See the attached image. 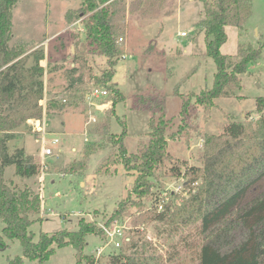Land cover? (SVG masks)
Returning <instances> with one entry per match:
<instances>
[{
	"label": "rangeland",
	"instance_id": "374dc122",
	"mask_svg": "<svg viewBox=\"0 0 264 264\" xmlns=\"http://www.w3.org/2000/svg\"><path fill=\"white\" fill-rule=\"evenodd\" d=\"M123 3L125 9L116 20L119 28L116 37L121 49L111 62L116 63L112 82H118L125 99L117 103L112 114V92L107 87L108 97L95 98L91 95L92 88L102 84L89 75L102 76L111 69V63L101 51H91V46H85L86 22L90 13L77 16L81 0H18L12 13L9 45H26V54L34 49L44 51L45 59L41 63L46 68L43 77L45 97L47 102L56 100L63 105V109L52 108L48 114L50 134L45 142H49L55 153L44 159L41 156L44 141L31 128L30 122L17 129L15 139L10 141V151L23 147L26 153L35 155L40 169L34 176L23 177L15 173L14 165H9L5 169V179L18 190L27 188L41 193L42 220L31 226L35 239L41 232L78 229L79 219L85 217L98 227L124 225L131 239L139 241V245L145 244L166 256L172 251L171 243L178 241L181 252L169 264H199L200 243L208 238L198 237L189 228L183 235L171 233L167 224L151 220L148 217V212L154 207L151 195L143 197L139 205L128 202L125 212L113 217L119 201L125 200L132 192L135 175L126 174L124 166L117 161L110 169H99L109 155L117 156L116 146H106L104 139L110 134L120 135L125 128L128 133L124 143L128 151L139 152L141 141L150 140L149 120L157 119L161 113L138 108L135 101L139 95H164L165 115L170 119L167 133L182 127L184 130L180 137L169 138L168 151L172 159H167L156 170L152 178L155 186L151 191L154 195H161L165 201L181 203L189 195L183 187L185 178L175 175L172 168L179 165L185 171L187 166L184 161L190 166H202L205 133L220 134L232 120L255 121L259 117L255 109L257 97L264 96V45L258 60L240 75L242 87L231 96L217 98L216 104L207 111L197 104L196 96L191 99L193 94L212 86L217 69L215 60L205 55V33L198 25L203 18V2L124 0ZM69 11L74 15L71 19ZM226 30L228 37L221 50L233 59H237L240 43L257 46L264 42V0H252V13L246 22L241 26L228 25ZM182 31H187L188 35L182 36ZM83 52L87 60L86 66L81 68L85 74L84 84L80 85L84 97L78 103L73 102L66 91V71L76 64L80 65L75 57ZM27 62L28 65L33 64V56ZM176 90L191 101L186 116H181L183 99L174 94ZM92 116L97 117L96 122L91 120ZM102 130H109L110 134L105 136ZM55 136L59 139L58 145L51 143ZM87 145H92L95 151L87 158L85 169L75 173L64 172V169L67 172L72 170L73 162L86 161ZM43 164H46L45 173ZM171 193H177L176 197L173 198ZM133 197L136 198V194ZM3 226L4 222L0 219V232ZM188 233L190 241L196 246L185 249L181 239ZM247 234V229L234 216L209 239L228 235L222 248L226 249L243 240ZM86 240L84 252L92 255L96 247L105 244L107 238L91 233ZM8 243V248L0 251V264L23 254L18 239L8 240ZM129 243L125 242L118 250L113 249L114 244L108 245L106 251H120ZM47 264H77L75 247H56Z\"/></svg>",
	"mask_w": 264,
	"mask_h": 264
},
{
	"label": "trees",
	"instance_id": "16d2710c",
	"mask_svg": "<svg viewBox=\"0 0 264 264\" xmlns=\"http://www.w3.org/2000/svg\"><path fill=\"white\" fill-rule=\"evenodd\" d=\"M203 2V18L198 25L202 27L206 40V56L215 60L217 69L211 87L203 89L196 96L197 104L210 110L216 99L231 96L241 88L240 75L247 72L250 64L256 62L262 53L264 42L257 46L240 43L237 59L222 52V45L227 40L228 25L241 26L251 16L252 0H201ZM18 0H0V219L4 222L0 232V251L8 248V240L18 239L23 247V254L10 258L5 264H47L56 247L73 245L77 251V264H94L95 256L84 252L86 237L91 233L104 235L102 227L82 217L78 221V229H60L53 233L41 232L35 239L31 226L42 220V196L30 189H16L5 179V169L15 166V173L23 177L38 174L40 164L33 154L25 152L23 147L10 151V141L15 139L17 129L26 126L30 119L42 118L45 110L41 101L45 98L44 74L46 68L41 61L45 59L43 50L34 49L27 53L26 45L10 46L12 37V13ZM124 0H81L77 16L90 13L86 22L85 46L91 51H101L109 57L111 69L102 76L94 77L102 87L112 92L114 114L115 106L125 95L118 82H112L115 75V62L111 59L118 55L121 45L118 44L116 24L117 16L125 9ZM71 11L68 17H73ZM33 56V64L28 65V58ZM76 64L66 71L68 85L66 91L73 102L83 100L80 85L84 84L85 74L81 68L87 64L85 52L77 53ZM175 95L183 99L181 116H186L190 99L176 90ZM66 100V99H65ZM138 108L159 111L157 119L149 120L148 142L141 141L137 153L129 152L124 139L127 129L120 134L107 136L105 145H114L117 156L109 155L99 167L110 169L113 164L121 163L126 174L135 175L134 188L128 197L121 199L115 208L114 216L125 212L128 202L139 205L145 196L153 198L154 207L148 217L167 224L171 233L183 232L189 228L198 237L208 239L200 243L198 250L199 264H264V96L257 97L254 120L230 121L220 134H204L202 166L188 165L185 171L181 166L173 167L174 174L183 176L184 190L188 197L181 203L174 200L165 201L160 195L152 193L155 186L153 177L156 170L167 159H172L168 151V140L181 136L180 130L167 133L170 119L165 115L166 97L164 95H139L135 101ZM52 108L63 109L56 100L47 102L46 113ZM125 121L122 120L124 125ZM29 125H31L29 123ZM31 128L32 125H31ZM86 161L73 162L72 170L66 173L81 172L86 167L87 158L95 151L92 145L85 148ZM181 165V164H180ZM76 166V167H75ZM107 171V170H106ZM195 186V187H194ZM136 194V198L133 197ZM177 193H171L175 198ZM162 206L160 209L159 207ZM236 216L241 226L247 229V236L237 244L222 249L228 235L214 237L216 231ZM189 232V233H191ZM184 235L185 249L194 248L195 243ZM221 243V244H220ZM128 247L111 252L98 261L106 264H169L181 252L178 241L171 243L172 251L168 255L155 250L139 241L131 239ZM130 250V251H129Z\"/></svg>",
	"mask_w": 264,
	"mask_h": 264
},
{
	"label": "built area",
	"instance_id": "2783aa9c",
	"mask_svg": "<svg viewBox=\"0 0 264 264\" xmlns=\"http://www.w3.org/2000/svg\"><path fill=\"white\" fill-rule=\"evenodd\" d=\"M181 35L186 36L188 35V32L182 31ZM91 95L92 97L95 98H106L109 95V90L102 86H95L91 90ZM41 103L44 106V110H45L43 117L39 119H35V118L30 119V123L34 131L39 135L40 139L44 141L43 145L41 146V156L44 159L45 157L50 156L55 152L53 147L49 144V142L47 143L45 142L46 136L50 134V131L48 130L49 118H48V114L46 113V107H47L46 97L41 101ZM91 120L93 122H96L97 117L92 116ZM51 143L53 145H58L59 144L58 137L55 136L54 138H52ZM45 168H46V164H43V168H42L43 173H45L44 172ZM101 227L104 231V235L106 236L107 240H105L104 245L96 247L95 253H92V255L95 256L97 259V262H95L94 264H106L98 260L102 259L104 256L109 255L111 252H114L112 249H110V251H106V247L108 245L114 244L113 249L118 250L125 244V242H130L132 238L127 232L128 229L124 225L115 224L111 226L106 224V225H102Z\"/></svg>",
	"mask_w": 264,
	"mask_h": 264
},
{
	"label": "crops",
	"instance_id": "0c3cea01",
	"mask_svg": "<svg viewBox=\"0 0 264 264\" xmlns=\"http://www.w3.org/2000/svg\"><path fill=\"white\" fill-rule=\"evenodd\" d=\"M28 154H30V153H28Z\"/></svg>",
	"mask_w": 264,
	"mask_h": 264
}]
</instances>
